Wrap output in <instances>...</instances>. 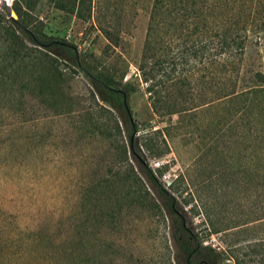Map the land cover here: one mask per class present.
I'll use <instances>...</instances> for the list:
<instances>
[{"label":"rangeland","instance_id":"1","mask_svg":"<svg viewBox=\"0 0 264 264\" xmlns=\"http://www.w3.org/2000/svg\"><path fill=\"white\" fill-rule=\"evenodd\" d=\"M151 3L89 0L80 16L44 4L34 26L74 45L90 73L128 84L130 117L100 100L91 78L66 60L56 88L42 95L20 87L31 83L27 68L0 85V264H183L168 195L197 244L220 253L215 264L236 256L264 264L248 246L264 239V94L157 115L137 71ZM263 69L264 31L246 40L240 75L248 83ZM241 105L247 110L234 114ZM112 116L121 130L114 136ZM128 135L162 189L129 160L160 211L138 204L121 179L130 170L115 153L127 148ZM205 213L215 227L236 226L214 233ZM257 217L260 224L229 246V233Z\"/></svg>","mask_w":264,"mask_h":264},{"label":"trees","instance_id":"2","mask_svg":"<svg viewBox=\"0 0 264 264\" xmlns=\"http://www.w3.org/2000/svg\"><path fill=\"white\" fill-rule=\"evenodd\" d=\"M86 2L89 0H12L10 11L14 16L0 9V85L15 83L17 72L27 68L33 74L31 83L20 80V87L32 94L34 86V94L42 95L52 87L56 88L62 74L60 62L66 60L91 78L100 100L114 108L119 104L129 119L128 84L119 86L120 81L106 71L90 73L82 66L74 45L63 38L48 36L40 31V27L34 26L36 22L41 23L38 16L45 3L80 16L79 7ZM262 31L264 0H152L137 71L153 111L157 115L181 113L202 105L211 106L215 102L232 104L241 98L264 94V69L253 72L248 83L246 77L240 75L246 40L249 35H258ZM247 107L238 106L233 113L240 115ZM112 117L111 135L114 136L121 130ZM130 125L131 131L135 130L132 121ZM103 132L109 134L108 131ZM131 141L128 135L127 148L123 143L119 153H115L116 158L126 161L130 170L125 171L121 179L130 194L137 198L138 204L153 212L160 211L159 204L129 163V160H136L140 173L151 188L162 190L151 171L140 164L142 161L133 151ZM132 177L139 182L136 189ZM164 204L167 211L175 216L172 239L183 264H215L220 253L210 246L197 244L195 235L175 210L171 196L168 195ZM205 216L214 233L236 226L224 224L215 227L208 213ZM262 218L257 217L255 223L230 232L228 245L234 243L233 238L240 231L259 225ZM248 246L258 248L257 254L264 258V239L256 238ZM245 261L236 256L234 264Z\"/></svg>","mask_w":264,"mask_h":264},{"label":"water","instance_id":"3","mask_svg":"<svg viewBox=\"0 0 264 264\" xmlns=\"http://www.w3.org/2000/svg\"><path fill=\"white\" fill-rule=\"evenodd\" d=\"M4 7H5L6 13L9 14V15H11L10 5L8 4L7 1L5 2Z\"/></svg>","mask_w":264,"mask_h":264},{"label":"bare ground","instance_id":"4","mask_svg":"<svg viewBox=\"0 0 264 264\" xmlns=\"http://www.w3.org/2000/svg\"><path fill=\"white\" fill-rule=\"evenodd\" d=\"M4 2H6L5 0H3Z\"/></svg>","mask_w":264,"mask_h":264}]
</instances>
